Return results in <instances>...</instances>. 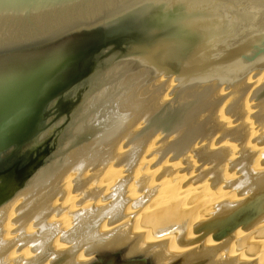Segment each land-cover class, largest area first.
<instances>
[{
  "label": "bare ground",
  "instance_id": "1",
  "mask_svg": "<svg viewBox=\"0 0 264 264\" xmlns=\"http://www.w3.org/2000/svg\"><path fill=\"white\" fill-rule=\"evenodd\" d=\"M149 75L91 94L0 204V264H264V98L245 103L258 74L169 97L173 75Z\"/></svg>",
  "mask_w": 264,
  "mask_h": 264
},
{
  "label": "water",
  "instance_id": "2",
  "mask_svg": "<svg viewBox=\"0 0 264 264\" xmlns=\"http://www.w3.org/2000/svg\"><path fill=\"white\" fill-rule=\"evenodd\" d=\"M146 66L171 96L258 74L264 98V0H0V204L42 164L84 101Z\"/></svg>",
  "mask_w": 264,
  "mask_h": 264
},
{
  "label": "rangeland",
  "instance_id": "3",
  "mask_svg": "<svg viewBox=\"0 0 264 264\" xmlns=\"http://www.w3.org/2000/svg\"><path fill=\"white\" fill-rule=\"evenodd\" d=\"M260 131H261V130H260ZM258 134H260V133L258 132ZM257 148H259V146H257V147H256V149H257ZM256 149H255V150H256ZM256 154H258L257 156L261 155V153H260V152H259V153H256ZM256 154H255V155H256ZM149 171H150V170H149ZM175 172H179V171H178V170H176ZM179 175H180V172H179ZM179 175H178V173H177V175H176V176H179ZM181 175H182V174H181ZM184 178H186V176H185ZM200 183H201V182H200ZM203 183H204V182H203ZM203 183H201L200 185H202ZM198 185H199V184H198ZM200 185H199V186H200ZM204 185H205V183H204ZM204 185H203V186H204ZM195 186H196V185H195Z\"/></svg>",
  "mask_w": 264,
  "mask_h": 264
}]
</instances>
